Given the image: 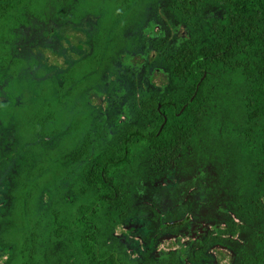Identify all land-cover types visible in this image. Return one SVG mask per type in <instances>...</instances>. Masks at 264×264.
<instances>
[{
  "label": "trees",
  "instance_id": "1",
  "mask_svg": "<svg viewBox=\"0 0 264 264\" xmlns=\"http://www.w3.org/2000/svg\"><path fill=\"white\" fill-rule=\"evenodd\" d=\"M3 1L0 12V165L2 154L9 151V155L20 162V168L7 183L0 181V208L6 216L5 226L0 230V253L9 255L6 263L2 258L1 264H48L43 259L42 245L49 237L55 241L79 240L76 248L79 253H72L70 257L69 253L65 254L66 264L68 259L71 264H135L103 246L97 222L102 212L116 213L119 208H126L122 206L126 191L117 182L112 168L129 162L131 148L144 139L141 131L149 137L148 148L154 160L175 157L189 145L203 121L211 94L219 91L226 98L225 90L235 81L240 84L245 137L257 136L264 154V0H217L225 10L219 13V21L201 24L206 28L204 39L192 37L179 47L160 52L179 82L181 92L174 96L143 91L135 94L133 111L139 121L152 120L150 131L140 130L135 122H130L119 142L100 144L99 148L96 139L104 137L106 118L97 120L99 126L93 122L95 111L86 100L90 91L99 88L102 92L106 80L120 73V58L144 48L141 31L151 23L159 1L192 31L203 19L206 0H131V7L129 0H118L115 20L107 15L109 25L102 24L91 32L92 52L65 72L51 95L44 89L30 106L16 102L15 93L20 89L16 79L25 58L15 56L17 46L13 45L19 38L15 32L20 24L17 17L22 16L19 14L23 10L21 5L27 0ZM10 10L13 12L8 13ZM99 11L103 21L104 10ZM34 15L43 16L45 12L38 11ZM128 39H132L130 45L125 43ZM216 74H219L220 86L212 80ZM20 91L22 93V89ZM87 124L91 125L89 129ZM63 132L65 136L71 135L66 141H62ZM80 136L83 141L77 147ZM71 145L76 146L75 159L85 160V173L80 191L63 182L64 194L69 191L72 198L82 197L85 202L80 203L73 218L54 211L51 232L46 209L52 202L54 185L59 182L60 168L55 165ZM262 173L264 180V162ZM67 179L68 176H63V180ZM259 193L260 196L250 199L251 205L242 212L243 217L238 208L236 211L229 208L233 210L237 226L233 230L226 229L228 247L234 249L232 243L241 241V231L250 235L254 247L238 251L233 264H264V228L256 224V218L264 215V187ZM215 227L221 230L219 225ZM10 228L15 237L19 234V244L15 238L11 243L4 236L5 230ZM79 231L82 236L77 238L74 234ZM71 257L77 259L71 260ZM59 260L60 257L54 258L49 264H63Z\"/></svg>",
  "mask_w": 264,
  "mask_h": 264
},
{
  "label": "rangeland",
  "instance_id": "2",
  "mask_svg": "<svg viewBox=\"0 0 264 264\" xmlns=\"http://www.w3.org/2000/svg\"><path fill=\"white\" fill-rule=\"evenodd\" d=\"M101 1L95 0L96 5L94 3L92 9H103L104 20L99 21V24L109 25L107 15L113 16L119 3L102 4ZM130 2L131 0L129 7ZM204 4L203 19L201 18L196 29L191 31L188 26L182 24L177 15L167 11L162 3L160 13L154 10L150 18L151 23L141 31L144 37L141 43H145L144 48L120 58V73L112 77L114 80L111 77L106 80V88L102 92L99 88L90 91L86 100L92 105L91 110L95 111L93 122L99 126L97 120L106 118L102 131L104 137L101 140L96 139L99 141L96 145L98 148L100 144L119 142L127 132L130 122H135L140 130L150 131L152 120L139 121L133 111V99L137 92H154L166 96L181 92L179 82L172 76L171 69L160 57V52L179 47L192 37L199 40L206 37L203 22L219 21L220 12L225 9L217 0H206ZM43 8V16L26 15L15 29L19 38L13 41V45L17 46L15 56L25 58L16 79L22 89V93L19 92L20 89L16 90V102L27 106L36 101L44 89L51 95L65 72L79 59L92 52L89 45L92 29L88 22L92 15L81 16L79 0H44ZM112 18L115 20L114 16ZM128 40L126 45L132 43V39ZM111 42L115 43V40ZM158 70L167 72L168 80L157 79L155 73ZM117 77L120 78L116 80ZM219 79V74L212 78L220 86L222 83ZM225 94L226 98L219 91L211 94L203 121L189 145L175 157L154 160L148 148L149 139H143L131 148L128 163L112 168L117 182L126 191V201L122 205L126 208H119L116 213H100L97 222L105 248L125 261L145 264L146 261L154 260V248L160 245L162 230L163 237L169 238L173 243L170 242L173 247L167 250L168 254H178L181 264H189L186 260H191V264H201L200 258H210L213 248L224 249L222 244H228L226 229L233 230L237 226L232 211L238 208L239 215L243 217L242 212L251 205L250 199L260 196L259 190L264 187L261 186L264 183V154L260 150L257 136L253 139L249 138L250 136L245 137L246 125L243 104L239 98V81L232 83L225 90ZM61 124L64 126L65 122ZM90 126L86 125L88 129ZM68 130L71 131H66L69 132ZM62 136V141H66L71 135L65 136L63 132ZM73 139L72 137V141ZM82 141L81 136L77 138V147ZM2 157L0 181L7 183L18 173L20 162L11 157L9 151L4 152ZM75 158L76 146L71 145L62 152L58 159L60 163L55 165L60 168L59 182L54 185L52 202L46 209L51 232L55 223L54 211L73 218L80 203L85 202L82 197L72 198L67 189V194H64L63 182L71 185L76 191H80L79 187L83 183L86 162L82 158ZM63 176H68V179L63 180ZM230 207H233V210L229 211ZM5 217L0 208V230L5 226ZM175 220L177 224H168L170 221L174 223ZM163 221L165 225L162 224ZM256 222L264 228V215L257 217ZM216 225H219L221 230H215ZM194 231L202 232L195 233L198 236L195 243L198 245L194 254L196 258H192L189 249L184 250L193 245V242L188 240ZM212 231L218 233L213 235ZM241 234V241L245 243L235 241L232 243L234 249L237 252L253 250L250 235L243 231ZM74 235L80 238L82 232ZM4 236L11 243L13 238L18 244L21 241L19 234L15 237L11 228L5 230ZM206 239L211 244L208 245V242L205 243L207 246L201 247V243ZM77 247L79 240L76 238L71 241L69 238L55 241L53 237H49L42 245L43 259L49 264L54 258L60 257L59 262L66 264L65 254L69 253V257L72 253L78 254ZM3 257L6 263L9 255L0 253V264L4 262ZM70 259L76 260L77 257ZM67 264H71L69 259Z\"/></svg>",
  "mask_w": 264,
  "mask_h": 264
},
{
  "label": "flooded vegetation",
  "instance_id": "3",
  "mask_svg": "<svg viewBox=\"0 0 264 264\" xmlns=\"http://www.w3.org/2000/svg\"><path fill=\"white\" fill-rule=\"evenodd\" d=\"M107 2H111L114 4L115 2H118V0H104V1L102 0L101 1L102 4L103 3L105 4ZM94 3L96 5L95 0H79L81 16L83 17L84 15L85 16L92 15V18L88 19V22L91 25L92 31L99 29V27H100L99 21H101L99 18V15H98V14H101L99 9H92V5ZM88 4L90 7L89 6L87 7ZM3 5H4V1L0 0V12L3 9ZM43 5H44V0H27V1H24L23 4L21 5L23 10H22V12L19 13V14H22V16L19 15L17 17V20H20V23H21V21H23L26 18V15L27 16L28 15H34L38 11L39 12H43V11L45 12ZM39 8H41V9L39 10ZM157 10L160 13V1H159V5L157 6L156 11ZM12 12H13V10L8 11V13H12ZM29 22H30V20H29ZM91 37H92V34H91ZM92 39H93V37L90 39V44H89L90 46L92 45V43H91ZM140 136H142L144 138V140L149 139V137L147 135H145V133L143 131L140 132ZM171 221L168 222V224L169 223L171 225L177 224L176 220L174 221V223L173 222L171 223ZM162 224L165 225V222L163 221ZM161 231H160V245H157V247L154 248V254L156 256L154 257V260H151L150 262L146 261L145 264H181L179 262L180 256H178V254H176L175 252H173L171 254L167 253V250L169 248H172L173 246H170L171 241L168 240L169 238H164L163 235L161 234ZM208 232H210V231H208ZM195 233L200 234L202 232L194 231L193 235L188 240V241H192L193 245L190 246L189 248H184V250L189 249L190 254H192V258H196L195 257L196 255H194V254L198 248V245L197 244L195 245V243H197V239H198V236ZM213 235H215V233ZM208 239H209V237H208ZM208 239L204 240L201 244L210 242ZM171 244H173V243L171 242ZM208 245H209V243H208ZM222 245L225 247H228V246H226L227 245L226 242H224V244H222ZM218 246H219V244H218ZM201 247H203V246H201ZM225 247H224L223 251L219 249L220 247H218V248L215 247L216 250H215V248H213L212 249V255L210 258H208V259H203L202 257L200 258L202 260L201 264H233L235 257L237 256L238 252L236 251V249H233V248L228 249ZM226 249H228V250H226ZM180 255H181V251H180ZM185 262H188L189 264H191V260H186ZM118 264H124V263H118ZM135 264H143V263L138 262Z\"/></svg>",
  "mask_w": 264,
  "mask_h": 264
},
{
  "label": "water",
  "instance_id": "4",
  "mask_svg": "<svg viewBox=\"0 0 264 264\" xmlns=\"http://www.w3.org/2000/svg\"><path fill=\"white\" fill-rule=\"evenodd\" d=\"M183 30V28H182ZM155 77L157 79H160V80H168V77H169V74L163 70H158L156 73H155ZM220 250H224L223 248H219ZM231 255V254H230ZM232 258V257H231Z\"/></svg>",
  "mask_w": 264,
  "mask_h": 264
}]
</instances>
